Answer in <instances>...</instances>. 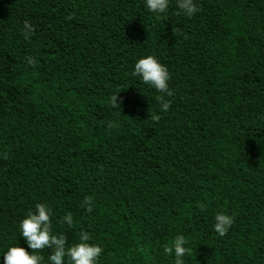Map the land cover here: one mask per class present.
I'll use <instances>...</instances> for the list:
<instances>
[{"label":"trees","instance_id":"16d2710c","mask_svg":"<svg viewBox=\"0 0 264 264\" xmlns=\"http://www.w3.org/2000/svg\"><path fill=\"white\" fill-rule=\"evenodd\" d=\"M196 4L0 0V254L31 252L18 223L47 203L53 234L88 232L98 264H174L177 235L184 264H264V0ZM147 55L169 70L167 111L132 75Z\"/></svg>","mask_w":264,"mask_h":264},{"label":"clouds","instance_id":"9594fccd","mask_svg":"<svg viewBox=\"0 0 264 264\" xmlns=\"http://www.w3.org/2000/svg\"><path fill=\"white\" fill-rule=\"evenodd\" d=\"M170 0H144V6L157 17L164 16L169 10ZM175 6L178 14L187 18L193 17L198 13L196 0H175ZM33 26L25 21L23 24V36L30 39L34 34ZM29 65L36 63L32 57L26 58ZM132 75L138 77L145 85L151 87L160 96V107L162 111H167L170 107L165 97L173 95L169 89L170 73L164 64L155 56L147 55L136 59ZM123 101L118 100L115 95L111 104L113 109H121ZM264 118V116H262ZM92 197L85 198L82 207L87 211L92 210ZM53 210L47 203H36L33 210H29L25 217L18 223L19 236L24 239L27 249L21 247L18 243L15 246H9L5 252L0 254L2 260L0 264H43L44 257L39 254L40 250L50 249L48 264H98V258L103 252V248L97 244L90 243L91 236L86 231H80L79 242L66 247L67 240L60 235H54L52 232ZM61 222L71 227L73 225V216L68 214L62 217ZM234 223V218L224 212H217L214 216L213 229L219 236L228 233ZM187 240L183 235H177L164 248L168 256L174 257V264H184L185 257L189 254Z\"/></svg>","mask_w":264,"mask_h":264}]
</instances>
